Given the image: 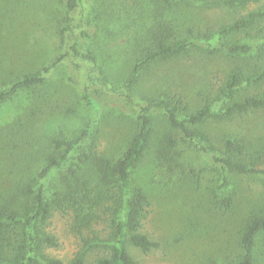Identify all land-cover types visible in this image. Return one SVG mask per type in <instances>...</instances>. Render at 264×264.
<instances>
[{
	"label": "rangeland",
	"instance_id": "374dc122",
	"mask_svg": "<svg viewBox=\"0 0 264 264\" xmlns=\"http://www.w3.org/2000/svg\"><path fill=\"white\" fill-rule=\"evenodd\" d=\"M187 1L190 4L173 11L161 0H83L72 13L63 0H0V89L52 66L45 82L21 88L0 104V212L22 213L26 202L22 191L32 181L40 182L46 159L56 151L55 139L88 133L65 169L73 162L82 167L78 175L90 182L87 189L96 199L95 208L83 221L73 212H53L44 230L58 237L60 247L44 249L48 256L70 264L78 251L96 244L95 234L107 238L110 233L102 214L109 194L78 157L95 152L115 161L122 155L138 128L136 110L123 97L124 91L145 99L152 118L151 145L133 171V186L148 194L143 230L159 247L143 253L129 245L134 260L228 264L239 256L245 221L264 207V174L232 175V185L221 190V170L204 145L173 130L157 103L176 94L184 98L188 112L206 105L219 111L231 101L264 96V81L242 83L233 97L225 95L230 73L253 74L258 68L255 52L210 54L204 49L221 43L255 47L258 39L250 30L222 35L220 29L263 10L264 0L234 9L215 4L218 0ZM163 26L170 35L196 45L185 56L145 65L132 87L126 88L143 51L166 33ZM83 30L89 38L82 37ZM85 92L99 109L85 103ZM200 128L219 146L222 137L233 135L251 148L264 147V110L223 121L213 117ZM167 136L174 145L167 143ZM60 176L54 172L48 192L61 186ZM78 194L85 195V190ZM83 240L89 243L86 247ZM255 252L257 264H264V234ZM99 254V250L89 252L86 264H94Z\"/></svg>",
	"mask_w": 264,
	"mask_h": 264
},
{
	"label": "trees",
	"instance_id": "16d2710c",
	"mask_svg": "<svg viewBox=\"0 0 264 264\" xmlns=\"http://www.w3.org/2000/svg\"><path fill=\"white\" fill-rule=\"evenodd\" d=\"M161 1L169 10L190 4L187 0ZM260 1L218 0L215 4L234 9ZM63 2L72 13L83 5V0H63ZM84 9H86L85 5ZM161 30L162 33L165 31L166 33L156 37L153 44L143 51L142 61L140 62L141 59H139L133 66L131 79L126 88L132 87L139 71L145 65L185 56L189 53L190 47L196 45L194 42H187L178 36L170 35L165 26ZM240 30H250L254 33L258 39L255 47L247 43L204 46L210 54L218 51L231 55L255 52L259 66L253 74L242 70L229 74L225 87L227 90L225 95L228 97H233L242 83L250 85L264 81V9L252 11L230 25L222 27L220 34ZM81 35L85 38L90 37L86 30L81 31ZM51 67L44 68L43 74L37 72L18 78L9 89H0V104L21 88L45 82ZM122 95L136 110L138 121V128L122 155L115 161L95 152L83 153L78 157L80 162L90 168L89 172L95 173L100 186L105 189L106 194H109L106 196L107 204L103 206L102 214L109 221L111 230L107 238L95 234L96 244L78 251L70 264H86L87 255L92 250L100 252L94 264H139L130 254L129 245L140 249L143 253H149L159 247V244L143 230L144 220L150 207L148 194L141 187L133 186V171L144 159L151 145L152 118L148 114L145 99L126 91ZM83 99L88 106L94 109L100 108L99 103L89 93L85 92ZM157 105L164 109L167 122L173 130L179 131L184 139L204 145L203 150L211 155L214 164L221 170V190L228 189L232 185V175L264 174V147L251 148L245 141L233 135L222 137V143L219 146L215 144L210 134L200 128L201 124L213 117L223 121L252 111L264 110V96L249 95L231 101L219 111H213L206 105L194 112H188V104L183 97L176 94L165 95ZM87 135V131L84 130L74 138L55 139L56 151L46 159V166L39 174L40 182L32 181L22 191L26 198L22 213L14 210L0 212V264H64L61 259L48 256L44 252L46 248L60 247L58 237L48 229H44L50 224L54 211L62 214L73 212L76 219L81 221L93 214L91 210L95 208L96 199L87 189L90 182L83 181V178L78 175L82 167L73 162L65 169ZM165 140L168 144H175L171 136H167ZM55 171L61 175L59 183L61 186L48 192L47 187ZM82 190H85V195L78 194ZM263 234L264 207L260 213L250 216L245 221L239 238L240 254L228 264H257L258 255L255 252V246ZM83 243L84 246L89 244L87 240H83Z\"/></svg>",
	"mask_w": 264,
	"mask_h": 264
}]
</instances>
